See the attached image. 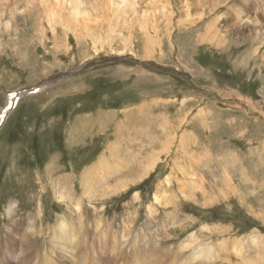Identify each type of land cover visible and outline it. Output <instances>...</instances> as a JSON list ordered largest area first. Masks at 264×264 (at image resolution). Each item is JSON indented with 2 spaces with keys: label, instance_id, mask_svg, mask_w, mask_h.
<instances>
[{
  "label": "rangeland",
  "instance_id": "obj_1",
  "mask_svg": "<svg viewBox=\"0 0 264 264\" xmlns=\"http://www.w3.org/2000/svg\"><path fill=\"white\" fill-rule=\"evenodd\" d=\"M28 1L0 2L5 12L13 4L21 11L9 31L0 26V113L11 93H24L0 127V239L11 223L8 202L18 206L12 218L23 220L41 210L35 225L46 228L72 215L67 224L74 229L78 219L68 198H79L82 223L101 241L100 252L92 247L105 257L101 264L110 255L111 233L126 241V255L142 252L118 256L113 264H188L191 249L178 248L191 232L202 245L227 242L213 264H248L254 251L264 254V45L239 40L243 21L232 17L238 0H220L215 9L211 0H162L158 10L149 0H138L136 18L119 15L112 0H81L80 6ZM74 9L88 15L74 18ZM148 10L155 13L152 24ZM143 12L149 14L146 23ZM50 14L53 27L46 20ZM121 16L126 32L118 28ZM210 24L220 35L206 41L202 36ZM216 39L221 48L211 45ZM33 87L36 93L26 91ZM152 150L159 159L145 172L142 162ZM116 153L115 160L127 168L102 187L118 189L124 182L126 188L84 198L88 169ZM225 165L231 187L219 178ZM205 169L208 175L202 174ZM198 175L205 177L193 200L182 198L179 187L196 186ZM168 178L171 183L164 186ZM65 185L68 198L59 201L57 190ZM156 191L173 204L154 203ZM202 196L207 202L199 200ZM150 205L156 208L153 218L147 215ZM171 220L182 227L166 235L163 228ZM251 237L261 242L257 248L249 244ZM33 239L27 250L39 264L43 239ZM236 239L245 243L241 261L231 252ZM260 261L264 264V256Z\"/></svg>",
  "mask_w": 264,
  "mask_h": 264
},
{
  "label": "bare ground",
  "instance_id": "obj_2",
  "mask_svg": "<svg viewBox=\"0 0 264 264\" xmlns=\"http://www.w3.org/2000/svg\"><path fill=\"white\" fill-rule=\"evenodd\" d=\"M59 1H63L66 4L71 5L72 2H76V4L83 5L81 0H54V2L58 3ZM144 1V0H143ZM202 1V0H199ZM220 0H211L212 4L214 3V9L218 7V4ZM226 1V0H224ZM241 1V2H239ZM1 4L5 2V0H0ZM29 3H31L32 1L29 0ZM111 6L113 8H117V13L119 15H126L131 14L132 16H134L136 18L137 15H139L138 13V8H139V3L138 0H112L111 2ZM143 3V2H142ZM162 0H149V4L148 6H151V8H154L156 10L160 9V6L162 4ZM200 3V2H199ZM209 3V2H208ZM230 3V2H229ZM233 3V2H232ZM238 4H241L240 6L233 8L232 9V17L235 18V21L240 23L241 21H243V24L240 25L239 28H241L240 30V35L242 36L241 39H239L240 41H249L251 40L250 43L256 42L257 40H261L262 44L264 45V0H238L237 2ZM0 4V5H1ZM193 4V3H192ZM202 4V3H201ZM228 4V3H227ZM185 4L184 8H190L189 5ZM197 5V4H194ZM205 5V4H204ZM207 5V4H206ZM211 5V3H210ZM226 5V4H225ZM237 5V4H236ZM235 5V6H236ZM38 6H40L38 4ZM212 6V5H211ZM220 6V5H219ZM222 6V5H221ZM120 9H119V8ZM141 7V6H140ZM206 7V6H205ZM231 7V6H230ZM209 7H207L208 9ZM195 9V8H194ZM203 9V8H202ZM205 9V10H207ZM6 8H4V5L2 7H0V26H4V28L9 31V29H11L12 27V23L15 19L16 16H19L21 14V11H19L18 8H14V4L12 9L6 11ZM142 10V9H141ZM201 10V8H200ZM218 10V9H217ZM149 11V10H148ZM151 11V10H150ZM149 11L150 14V18L148 16V18L151 20V24L152 21L154 19V15L152 12ZM202 11V10H201ZM210 11V10H209ZM25 12V11H23ZM147 12V11H146ZM146 12H143L142 14V21L144 23H146V17L147 14ZM164 12L163 10H160V13ZM204 12V11H202ZM212 12V11H211ZM218 12V11H217ZM220 12V11H219ZM227 12V11H226ZM194 13V12H193ZM200 13V12H199ZM244 13V14H243ZM8 16V19H5V16ZM74 14H76V16L74 18H80L83 17L85 14L88 15V13H78L77 9H74ZM195 14V13H194ZM209 14V13H208ZM215 14V13H214ZM221 14V13H220ZM219 14V15H220ZM130 15V16H131ZM222 15V14H221ZM224 15V14H223ZM251 15V16H250ZM52 16L53 15H47L46 16V20L48 22V24L52 26ZM129 16V15H128ZM198 16V15H195ZM208 17V16H207ZM225 17V16H224ZM252 17V18H251ZM202 18V17H200ZM200 18H197L198 20ZM205 18V17H204ZM203 18V19H204ZM216 18V17H215ZM251 18V19H250ZM121 19H123L122 22H118V28H120L121 32H126L128 30L127 28V20L125 18V16H121ZM139 19V16H138ZM141 19V17H140ZM139 19V20H140ZM219 19V18H218ZM194 20V19H193ZM191 20L190 23L193 21ZM201 20V19H200ZM215 20V19H214ZM3 21V22H2ZM223 21V20H222ZM149 22V21H148ZM155 22V21H154ZM209 22V21H208ZM215 22V21H214ZM220 22V21H219ZM194 23V22H193ZM192 23V24H193ZM198 23V22H197ZM218 23V22H217ZM236 23V24H238ZM148 24V23H147ZM150 24V25H151ZM195 24V23H194ZM204 24V23H203ZM215 24V23H214ZM189 25V24H188ZM221 25V24H220ZM226 25V24H225ZM155 26V25H154ZM190 26V25H189ZM234 26V24H233ZM152 27V26H150ZM193 27V26H192ZM206 28V27H205ZM229 28H231V26H229ZM246 28L247 29V33H244L242 31V29ZM183 29V28H182ZM224 29V28H223ZM206 33L208 31V33L213 34V36H211L209 38V36L205 33V35H203V39H210L213 40L215 39V36H219L220 35V30L218 29V27L216 25L210 24V26L205 29ZM187 33V32H186ZM223 35V34H222ZM226 35V34H225ZM229 35V34H228ZM227 35V36H228ZM201 37V39H202ZM200 40V39H199ZM217 40V39H216ZM214 41L211 43V45H215L216 42L222 41L223 39H221L219 37V41ZM196 41V40H195ZM207 41V40H206ZM210 42V41H209ZM228 42V41H227ZM226 42V43H227ZM208 43V42H207ZM206 43V44H207ZM220 43V42H219ZM224 43V42H223ZM236 43V42H235ZM221 44V43H220ZM219 44V45H220ZM237 44V43H236ZM208 45V44H207ZM210 45V46H211ZM225 45V43H224ZM227 45V44H226ZM243 45V43H242ZM221 46V45H220ZM223 46V45H222ZM248 46V45H247ZM218 48H221L218 46V44H216V46H213ZM226 47V46H225ZM260 47V46H259ZM230 48V47H229ZM250 48V47H249ZM252 48V47H251ZM256 48V47H255ZM149 51V50H148ZM227 51V50H226ZM249 51V50H248ZM247 51V52H248ZM149 53V52H148ZM146 51V57H151L152 55L149 53L148 54ZM254 53V52H253ZM250 54V52H249ZM255 55V54H254ZM264 58V57H262ZM244 65V64H243ZM34 88V87H33ZM32 88V89H33ZM28 89V88H26ZM23 92H18V96H24ZM9 95V94H8ZM14 99H16L15 97H13V94H11V97H9V100L7 101V107L4 109V111L2 113H0V127L2 126L3 122L6 120L7 115H9L8 113H10L12 111L11 108L10 111L8 112V108L10 107V105L14 106ZM17 100V99H16ZM17 102V101H16ZM131 120V119H130ZM129 120V121H130ZM127 122V121H126ZM124 123V122H122ZM123 125V124H122ZM127 126V125H126ZM125 126V127H126ZM128 127V126H127ZM129 128V127H128ZM169 141V140H168ZM167 141V145L169 144ZM163 142V141H162ZM166 142V141H165ZM171 143V142H170ZM165 146V145H164ZM169 148V147H168ZM168 148L166 150H168ZM190 148V147H189ZM115 148L113 147V150ZM161 150V149H160ZM185 151V150H184ZM167 152V151H166ZM169 152V151H168ZM165 153V151H164ZM168 154V153H167ZM185 155V154H184ZM116 156L117 153L115 155H110V157H112L113 159L110 161L109 158L110 157H105L103 156L101 159H99L95 165H93L90 169H88V172L91 174L89 176V181H86V179H84V187H83V197L84 198H96L95 195L97 193H100L101 195L103 194H107L108 192H114L115 190H122L123 188H126V186L124 185V182L121 183L120 188L116 189V187H112L110 185H106L103 186L105 181H107L110 177L114 176L116 173H120L122 170L127 168V165L124 166L123 164H120L118 161H116ZM159 155L158 153H156L155 151H151L150 153H148V157L143 160L142 163H144L143 168H145L143 171L147 172L149 171L155 161L158 158ZM145 158V157H144ZM198 159V158H196ZM204 159V158H203ZM207 160V159H206ZM158 162V161H157ZM222 167V166H221ZM164 168V167H163ZM222 169V168H221ZM190 173V172H189ZM193 173V172H192ZM208 170L205 169V171L202 172V174L208 175ZM184 174V173H183ZM196 174V173H195ZM199 174V173H198ZM214 175V173H212ZM221 174V173H220ZM190 175V174H189ZM188 175V176H189ZM229 175V171L227 170V167L225 165V167L223 168L222 174L220 178V181L222 182V186H229L231 187V182H230V176ZM193 176V175H192ZM210 176V174H209ZM168 177V176H166ZM184 178L186 177L185 175L183 176ZM195 177V176H194ZM203 177L205 176H199L198 175V181L194 182L196 184V186H189L186 187V185H183L181 187H179L180 190V195H182V198H187V199H191L193 200V192L195 191V189H199L201 188V183L203 182ZM187 178V177H186ZM197 179V178H196ZM190 180V179H189ZM68 181V180H67ZM131 181V180H130ZM107 183V182H106ZM120 183V182H119ZM170 178H168L167 180H165V184L163 183L164 186H169L170 185ZM185 184V183H184ZM206 184H207V180H206ZM105 185V184H104ZM162 185V184H161ZM182 185V184H181ZM163 186V187H164ZM217 186L215 184L210 185L209 188H214L215 191H217ZM66 185L64 186V190L62 191H58L57 190V199L59 201H63L66 198H68V196H66V194L64 193L66 191ZM70 187V186H69ZM204 188V187H203ZM158 189V188H157ZM160 190V189H159ZM201 190V189H200ZM199 190V192H201ZM162 191V190H161ZM204 191V190H203ZM213 191V190H212ZM205 193V192H204ZM216 193V192H215ZM173 194V193H172ZM137 195V194H136ZM204 195V194H203ZM216 195V194H215ZM175 196V195H174ZM205 196V195H204ZM202 196L200 197L199 200H202L203 202H207L205 200V197ZM218 196V195H217ZM70 197V196H69ZM171 197V196H170ZM216 197V196H215ZM175 198V197H174ZM177 199V198H176ZM195 199V196H194ZM239 199H243L239 198ZM68 202L69 204L73 203V208H74V213L78 219V227L76 228L74 226V229H72V226H69L68 220L72 219V215L71 216H60L58 217L59 220V224L53 225L54 227H43V225H35L36 224V219L39 217H41L42 212L41 210H38L37 215L35 216L34 213H29V215L21 220H17L16 217L12 218V216L16 215V211L18 209L17 203L14 201H10L8 202L7 208H6V213L8 215V218L10 217L9 222H11L10 224H8L7 226V232L4 236V238L0 239V243H2V245L0 246V264H36L33 258V255H31L29 252L31 251L30 248L27 250V245L28 244H34L35 241H33V238H38L41 236V238L43 239L42 241V247H43V253H40V262L38 261L39 264H101L103 263L102 260L105 259V257L101 256L100 253V239L99 237L97 239L93 238V234H90L88 231V228H85L84 226V222L82 223V220H84V216L82 214V202L81 199L79 198H68ZM137 200V199H136ZM167 199V197L163 196V194H160L159 191L155 192L154 195V203H156L157 205L161 206V207H168L170 204H173L174 200ZM73 201V202H72ZM201 202V201H200ZM241 202V201H240ZM210 203H208L209 205ZM202 205V204H201ZM159 210V209H158ZM156 208H154L152 205H150L149 207H147V215L152 216L155 214ZM172 213L170 212L168 215H171ZM155 216V215H154ZM67 217V218H66ZM135 217V216H134ZM101 217L98 216L97 218V225L96 227H99L100 222L98 220H100ZM149 218V217H148ZM153 218V216H152ZM180 219V218H179ZM73 220V219H72ZM165 220V219H164ZM164 222V221H163ZM166 222V221H165ZM101 225V224H100ZM155 228V225H153ZM152 226V229H153ZM158 227V225L156 226ZM163 227V226H162ZM161 227V229H162ZM176 227V229H179L182 227V225H177L176 222L174 220H171V222H169L167 225H165V229L164 230V234L169 235V231L171 229H174ZM215 227V226H214ZM6 228V227H5ZM101 228V227H100ZM160 229V228H159ZM208 232H210L207 227L205 228ZM211 229V228H210ZM225 229V228H224ZM218 230V229H217ZM227 230V229H226ZM93 231V230H92ZM100 231V230H99ZM150 231V230H149ZM152 231H155L154 229ZM150 231V232H152ZM163 231V230H162ZM114 232V231H113ZM128 230H126L125 235L127 234ZM224 232V231H223ZM94 233V232H93ZM101 233V232H100ZM103 233V232H102ZM158 233V232H157ZM111 237H112V242H110L112 248L110 250V255L108 258H106V263L105 264H113L115 259L119 257V259H124L125 257H132L135 255H139L142 254V252H135V253H130L128 255H126L125 253H123L125 250L123 249V246L125 245L124 241L123 243H121L119 241V239H117L116 237L113 236V233H111ZM129 234V233H128ZM221 234V232H220ZM108 235V234H107ZM125 235H122L124 240L126 239ZM138 235V234H136ZM254 235V234H253ZM96 236V235H95ZM155 236V235H154ZM118 237V236H117ZM167 237V236H166ZM227 237V236H226ZM101 240L103 239L102 237H100ZM121 238V237H120ZM150 238V237H149ZM156 238V236H155ZM158 238V237H157ZM46 239V241H45ZM48 239V242H47ZM107 239V238H106ZM221 239V238H220ZM234 239V238H233ZM232 240V239H231ZM237 240V239H236ZM32 241V242H31ZM110 241V240H108ZM156 241V239H155ZM224 240L219 241V243L214 247L212 245H205L203 243V245L199 242L198 236L195 232H191L189 233L184 240H182V242L179 243V252L182 251H186L187 249H191V251L189 252V262L188 264H213V262L216 260L217 255H219V253L217 254V252H224L225 250H227V242L224 243L222 242ZM129 242V241H127ZM246 242V241H245ZM135 243V242H134ZM261 242H258V239L256 237H251L249 239V244L255 245L253 247L259 246ZM157 244V243H156ZM154 245V244H153ZM245 245V243L243 244L241 242H239V240L235 241L232 243L231 247V252H233L234 256L237 257L240 261L241 259L243 260L245 258V256L243 257V248L242 246ZM155 246V245H154ZM24 247V248H23ZM94 247L97 251L94 250ZM247 247V246H246ZM33 250V249H32ZM86 250L90 253V256L86 255ZM249 250V249H247ZM258 250V249H257ZM260 250V249H259ZM263 250V248H262ZM146 251V250H145ZM143 251V252H145ZM251 251V250H250ZM253 251V250H252ZM147 252V251H146ZM154 252V251H153ZM158 252V251H157ZM188 252V251H187ZM227 252V251H226ZM256 252L255 258L251 257L250 259V263L248 264H262V262L260 260H262L264 254L263 252L260 251H254ZM149 253V252H148ZM171 253V252H170ZM229 253V252H228ZM144 254V253H143ZM147 254V253H146ZM152 254V253H151ZM181 254V253H180ZM230 254V253H229ZM182 255V254H181ZM186 255V254H185ZM221 255V254H220ZM182 257V256H181ZM225 257V255H224ZM222 257V259L224 258ZM134 258V257H133ZM156 258V257H155ZM183 258V257H182ZM226 258V257H225ZM247 258V257H246ZM128 259V258H127ZM154 259V258H152ZM180 259V258H179ZM186 257V260H188ZM249 259V258H248ZM184 261V259H181V261ZM246 260V259H245ZM152 261V260H151ZM178 261V260H177ZM182 261V262H183ZM217 261V260H216ZM220 261V260H219ZM241 263V262H240ZM137 264V263H136ZM140 264H146V262L143 260L140 262ZM178 264V263H177ZM180 264H184V263H180ZM228 264V263H227Z\"/></svg>",
  "mask_w": 264,
  "mask_h": 264
},
{
  "label": "water",
  "instance_id": "obj_3",
  "mask_svg": "<svg viewBox=\"0 0 264 264\" xmlns=\"http://www.w3.org/2000/svg\"><path fill=\"white\" fill-rule=\"evenodd\" d=\"M25 90H26V89H25ZM25 90H22V91H25ZM32 90H34V91H32ZM26 91H28L30 94H34V93L37 92V91H35V88H33V89L30 88V89H27ZM18 92H19V91L13 93V97H15L16 99H17V97H18V95H19ZM11 108H13V106H12ZM11 108H10V109H11ZM10 109H9V111H10Z\"/></svg>",
  "mask_w": 264,
  "mask_h": 264
}]
</instances>
